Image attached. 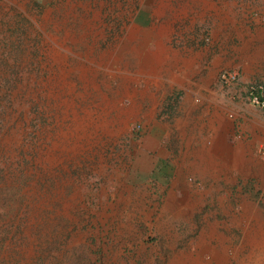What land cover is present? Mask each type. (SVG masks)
<instances>
[{
	"label": "rangeland",
	"instance_id": "374dc122",
	"mask_svg": "<svg viewBox=\"0 0 264 264\" xmlns=\"http://www.w3.org/2000/svg\"><path fill=\"white\" fill-rule=\"evenodd\" d=\"M235 1L0 0V264H264L261 169L198 167L208 122L161 96L245 53Z\"/></svg>",
	"mask_w": 264,
	"mask_h": 264
},
{
	"label": "crops",
	"instance_id": "0c3cea01",
	"mask_svg": "<svg viewBox=\"0 0 264 264\" xmlns=\"http://www.w3.org/2000/svg\"><path fill=\"white\" fill-rule=\"evenodd\" d=\"M163 1V0H162ZM236 3H245L248 0H236ZM259 0H256V3ZM233 3V2H232ZM249 3V2H248ZM158 10L166 9L164 4L158 5ZM229 7H234L233 4ZM248 7V6H247ZM259 5L256 4V9ZM264 9V8H263ZM158 16H161L163 11H156ZM264 12L259 13L263 15ZM257 15V16H259ZM256 16V18H258ZM254 31L248 34L247 39L242 42V47L238 48L240 51H245L242 56L234 57L231 62L234 65L228 66V58L216 61L212 59L207 66H203L204 73L207 79L199 80L195 83L186 81L188 73L182 74V77L166 82V88L164 91L160 85L165 86L164 83L156 84L157 89H161V96H174L180 97L183 100L182 112L183 114H198L195 120H206L208 122V130L198 142L199 160L198 167L204 166L209 163V167H214L213 163H216L217 154L224 157L227 153L230 156V162L232 165L230 169H237L240 165L243 169L257 168L261 169V180L264 184V152H259V146H264V113H261L254 108L240 104L234 107L235 112L241 113L239 115L240 120L235 122L234 119H225L228 112V102H226V95L228 90H222V86L218 82V75L221 71L228 70H240L242 82H250L254 80H264V67L259 63V58L264 60V15L255 20ZM161 31V30H159ZM162 32V31H161ZM196 62L193 59L191 65L185 67L188 69H194ZM200 65V64H199ZM202 67V66H200ZM199 67V68H200ZM179 74V71H178ZM205 77V78H206ZM237 92L236 90L232 92ZM228 100V99H227ZM153 114L158 115V109L155 108ZM160 113L159 115H161ZM162 119L165 117L160 116ZM187 118V117H186ZM224 125L223 135H221V141H218V135L216 128ZM236 130H239V134L243 137L240 143L236 141ZM228 131V140L227 132ZM248 140V141H247ZM234 143V144H233ZM259 148V149H258ZM229 158V157H228ZM251 163L252 165H249ZM243 175L247 177L254 176L255 174L246 173Z\"/></svg>",
	"mask_w": 264,
	"mask_h": 264
},
{
	"label": "built area",
	"instance_id": "2783aa9c",
	"mask_svg": "<svg viewBox=\"0 0 264 264\" xmlns=\"http://www.w3.org/2000/svg\"><path fill=\"white\" fill-rule=\"evenodd\" d=\"M218 82L223 88L236 90L248 105L264 111V80L245 83L238 70H224L219 73Z\"/></svg>",
	"mask_w": 264,
	"mask_h": 264
}]
</instances>
